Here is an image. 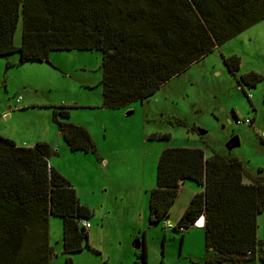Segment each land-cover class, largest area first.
Returning <instances> with one entry per match:
<instances>
[{
  "label": "trees",
  "instance_id": "16d2710c",
  "mask_svg": "<svg viewBox=\"0 0 264 264\" xmlns=\"http://www.w3.org/2000/svg\"><path fill=\"white\" fill-rule=\"evenodd\" d=\"M19 20L22 31L15 45ZM262 20L264 0H0V57L18 53L19 63L40 62L54 50H99L102 105L116 108L148 99L215 47ZM223 61L229 72L238 70L239 57ZM260 79L250 71L239 81L253 87ZM52 121L71 151L96 152L87 130L69 121L66 107H55ZM51 152L44 141L27 147L0 135V264H49L51 215L62 219L65 254L89 246L81 222H88L92 211L49 164ZM244 173L236 157L207 156L199 147L164 148L148 196L149 223L168 216L179 184L190 180L203 190L191 197L173 229L184 232L204 217L199 227L203 264H247L256 258L264 264V240L257 237L264 176L245 183ZM136 255L141 262L135 264H146L144 244ZM66 264H72L70 258Z\"/></svg>",
  "mask_w": 264,
  "mask_h": 264
},
{
  "label": "rangeland",
  "instance_id": "374dc122",
  "mask_svg": "<svg viewBox=\"0 0 264 264\" xmlns=\"http://www.w3.org/2000/svg\"><path fill=\"white\" fill-rule=\"evenodd\" d=\"M21 31L19 20L15 45ZM233 55L240 65L231 73L223 57ZM250 71L261 77L253 87L239 81ZM101 77L99 50H54L47 62L19 63L18 53L0 57V135L16 145L44 141L53 147L49 164L92 211L89 246L69 255L63 251L62 219L49 217V264H66L67 258L72 264L140 263L136 241L146 246L147 264H203V231L197 226L179 232L165 225L176 226L190 191L180 189L168 216L155 224L148 220V196L166 147H199L207 156L236 157L244 165L245 183L264 176V20L215 47L143 101L103 107ZM62 106L70 122L87 130L95 153L71 151L58 135L52 110ZM233 114L250 122L236 124ZM164 133L169 137L149 138ZM234 138L238 144L230 145ZM257 224V237L264 240V212ZM247 264L261 263L256 258Z\"/></svg>",
  "mask_w": 264,
  "mask_h": 264
},
{
  "label": "crops",
  "instance_id": "0c3cea01",
  "mask_svg": "<svg viewBox=\"0 0 264 264\" xmlns=\"http://www.w3.org/2000/svg\"><path fill=\"white\" fill-rule=\"evenodd\" d=\"M69 117H70V115H69ZM58 135L59 136H61L62 137V134L60 133V132H58ZM24 146H26V145H24ZM53 147H51V149H52ZM53 151V150H52ZM162 151V150H161ZM160 151V152H161ZM160 154V153H159ZM206 154V153H205ZM101 160L102 161H104V158H101ZM190 181V180H189ZM191 183H192V181H191ZM182 185V186H181ZM183 187H186L189 191H190V195H189V199H188V201H187V203L184 205V207H183V209L182 210H184L185 209V207L187 206V204L189 203V201H190V199H191V197L195 194V193H197V192H200V191H202L203 190V188L201 187V186H199V185H196L194 182L190 185H188V186H186L185 185V182H182V183H180L179 184V186H178V192L179 191H181L180 189H183ZM75 191H76V189H75ZM178 197V196H177ZM80 199V198H79ZM177 199V198H176ZM82 203V202H81ZM180 215H181V213H180ZM179 215V216H180ZM137 242V241H136ZM138 244H139V248L141 247V245H140V243L139 242H137ZM136 244V243H135ZM138 248V249H139ZM147 251V250H146ZM147 255H148V253H147ZM148 257V256H147ZM204 259V257L202 258V260ZM146 264H147V262H146Z\"/></svg>",
  "mask_w": 264,
  "mask_h": 264
},
{
  "label": "built area",
  "instance_id": "2783aa9c",
  "mask_svg": "<svg viewBox=\"0 0 264 264\" xmlns=\"http://www.w3.org/2000/svg\"><path fill=\"white\" fill-rule=\"evenodd\" d=\"M20 100H21L20 97H18L16 99V102L19 103ZM234 121H235L236 124H242V123H249L250 122V120L248 118H245L243 120L236 118V119H234ZM261 135L264 136V133H262ZM81 225L84 226L86 229H88L90 227V224L87 221H82ZM165 225H166L167 228H170V227L173 228L174 227L168 221L165 223ZM195 226L197 227L198 225L195 224ZM179 230H182V228H180Z\"/></svg>",
  "mask_w": 264,
  "mask_h": 264
},
{
  "label": "water",
  "instance_id": "95a60500",
  "mask_svg": "<svg viewBox=\"0 0 264 264\" xmlns=\"http://www.w3.org/2000/svg\"><path fill=\"white\" fill-rule=\"evenodd\" d=\"M45 62H47V59L46 60H44ZM205 133V131L204 130H199V134H204ZM238 144V142H237V138H234L233 140H231V142H230V145H237ZM203 220H204V217L201 215V216H199L198 217V219L195 221V224L197 225L198 224V226H201L202 225V223H203ZM135 247L136 248H139V244L136 242V244H135Z\"/></svg>",
  "mask_w": 264,
  "mask_h": 264
},
{
  "label": "clouds",
  "instance_id": "9594fccd",
  "mask_svg": "<svg viewBox=\"0 0 264 264\" xmlns=\"http://www.w3.org/2000/svg\"><path fill=\"white\" fill-rule=\"evenodd\" d=\"M203 224V223H202ZM200 227V226H199Z\"/></svg>",
  "mask_w": 264,
  "mask_h": 264
}]
</instances>
